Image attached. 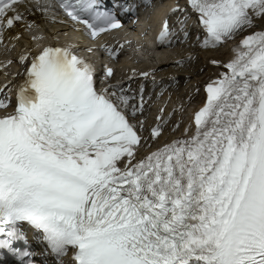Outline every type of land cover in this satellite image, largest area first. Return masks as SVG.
<instances>
[{
	"label": "snow or ice",
	"instance_id": "6c2138e0",
	"mask_svg": "<svg viewBox=\"0 0 264 264\" xmlns=\"http://www.w3.org/2000/svg\"><path fill=\"white\" fill-rule=\"evenodd\" d=\"M57 3L93 40L122 26L98 0ZM188 4L205 49L264 20V0ZM52 7V0H0V43L18 24L34 27L21 8L48 15ZM176 36L165 20L159 42ZM107 50L117 57L118 49ZM234 51L227 64L210 61L228 71L205 86L194 134L186 128L185 138L140 158L147 141L143 121L133 120L144 111L143 87L139 104L119 83L98 89L95 67L72 47L21 56L29 64L24 80L0 86V260L7 253L36 264L27 227L54 264H66L70 250V264H264V31ZM113 76L107 67L104 81ZM162 134L158 124L151 139Z\"/></svg>",
	"mask_w": 264,
	"mask_h": 264
},
{
	"label": "bare ground",
	"instance_id": "6f19581e",
	"mask_svg": "<svg viewBox=\"0 0 264 264\" xmlns=\"http://www.w3.org/2000/svg\"><path fill=\"white\" fill-rule=\"evenodd\" d=\"M137 1V0H136ZM176 3H179L178 0H175ZM148 4V1L144 0L141 2V5L146 6ZM21 11L24 12V15L27 18V21L29 23H33L34 27L31 29H28L25 27L23 24H18L17 27L12 30L11 32L7 33V39L8 43L6 46L1 47L0 46V58L2 57H9V56H16L18 51L20 49L26 51V53L31 55L33 52L36 50V43H35V38L38 39L39 43L41 45L46 46L47 43H60L66 40H72L68 34L69 31L72 28L78 29L79 25L70 21L68 17H66L63 13L59 11V9L53 5V7L50 10V14L46 15L43 12L36 11L34 8L31 9V11H26L24 8H21ZM194 23L193 18H189V22L186 23V25H189ZM196 29L191 30L188 32V39H190L189 35H192L195 33ZM205 34L204 31L200 30ZM256 31H264V20H257L256 21V26L252 29L246 30L244 33L241 35L237 36L234 40H230L226 45H224L225 48V53L222 54L219 51L211 50V49H205L201 50L204 59V68H206L209 73L206 76L199 77L197 72H193V75L190 76V78H197L199 80V84L201 82H205L209 79H214V78H219L222 73L228 71L222 66H216L213 65L210 61L215 59L217 61H220L221 65L229 63L232 59L235 58V49H237L240 46V41L247 35H250ZM19 36L20 38L17 40L14 37ZM140 38V37H138ZM198 39V38H197ZM144 43V41H143ZM177 47V46H176ZM79 48H82L79 46ZM162 56L160 59L162 62L157 65L156 67H152L150 65H145L143 68L144 70H149L150 75H155V76H161V75H166L168 76V82L169 84H173V82L177 79L178 81H185L186 79L189 78V75H186L185 73H179V69H177V65H180L182 62L185 60H188V57H192L194 54L193 52L197 49L194 50H184V51H179L178 49L175 50L174 48H171V46H168L163 49ZM199 50V49H198ZM149 50L146 49V47H140L138 49V52L140 53H148ZM131 61V59H129ZM177 61H181V63H177ZM198 70V69H197ZM177 74V75H175ZM141 78H134L133 80H140ZM17 79H10L11 83H15ZM145 81L147 80L150 82L151 80H148V78L144 79ZM160 80V79H159ZM165 80V79H164ZM173 80V81H172ZM168 84V85H169ZM201 86V84H200ZM167 97V96H166ZM174 104L169 103V101L165 100L164 98L159 99V101L156 103L155 109H158V113L165 110L164 112L166 114H175L179 110H183L186 112V120L185 122V127L183 130L178 132L177 134L169 132V136L166 137L164 136L162 138V141H160L159 145L157 146H144L142 148V154L138 157H143L147 155L149 152L154 151L155 149L162 147L166 143H171L173 140L180 139V138H185V129L188 128L189 131L187 133V136H191L195 132V125L190 117V115L195 114L200 108H202L206 102L205 97H202L200 100H198L195 104H191L190 106L187 104V101L189 99L184 98L183 101L178 102L177 98H173ZM186 100V102H185ZM173 101V100H171ZM170 104V108H166ZM187 105V106H186ZM194 106V107H193ZM187 108V109H185ZM186 110V111H185ZM2 114V113H0ZM169 116V115H167ZM173 116H176L173 115ZM155 118V117H154ZM158 120V119H154ZM176 120V119H175ZM155 123V127L158 125V123ZM163 122V121H162ZM165 123V121H164ZM163 123V124H164ZM191 126V127H190ZM168 131L172 130L170 127H167Z\"/></svg>",
	"mask_w": 264,
	"mask_h": 264
},
{
	"label": "rangeland",
	"instance_id": "374dc122",
	"mask_svg": "<svg viewBox=\"0 0 264 264\" xmlns=\"http://www.w3.org/2000/svg\"><path fill=\"white\" fill-rule=\"evenodd\" d=\"M189 37H190V39H186V40H183L182 42H178L177 47H175V50L178 49L179 51L197 49L193 52L194 55L191 57V59L185 60L180 65L176 66L177 69L180 70V71H178L179 73L180 72L183 74L185 73L186 75H189V78L186 79L184 82L178 81L176 79L173 82V84H169V82H168L169 80L167 79L168 76L161 75L160 81H158V83H157V86H159V88H157L158 89L157 91H159V94L161 96V98H157L158 101H159V99L164 98L165 100L169 101V103L174 104L175 100L173 98L176 97L178 99L177 100L178 102H181L184 100V98H186V99H189L187 101V104L190 106L191 104H195L198 100H200L203 97V96L199 97V96H201L200 95L201 90L199 88L201 86L198 82L200 79L196 81L197 78L193 79V78H190V76L193 75V72H197L199 74L198 75L199 77L206 76L209 73V71L206 68H204V64H203L204 59H203V56H201L203 50H205V48L203 49V47L201 46L202 42H203L202 40L204 39L205 35L201 32H198V33L193 34ZM197 37H199V39H196ZM201 50H202V52H201ZM211 50H215V51L217 50L222 54L225 53L224 46L219 47L217 49H211ZM175 75H177V74H175ZM148 83L150 85L151 81ZM171 100H173V101H171ZM185 102H186V100H185ZM166 108L167 109L170 108V104H168V106H166ZM185 109H187V108H185ZM151 111L152 112L158 111V109L153 110V109L147 108V112H150V115H148L146 112L147 116H144L141 119V121H143V132H144L143 137L147 141L146 146H148V145L157 146V145H159L160 141H162V138L164 136L168 137L170 135L169 132L177 134L178 132H180L181 130L184 129L185 122L183 121V119H181V118H183V116H181V114H178L179 112L182 111L184 113V115L186 116V112H184L183 110L176 112L175 113L176 116H173V115H175L174 113L172 115L166 114L164 112L165 110H162L159 112L162 115V116H160L161 119L157 120V121L154 120V119H156V118H154V115L158 112L152 113V117H151ZM167 115H169V116H167ZM155 121L158 124H163L164 121H166V123L163 124L162 136L158 140L154 141L151 139V130L155 127V123H154ZM150 122H151V124H150ZM149 124H150V126H149V131H148L147 125H149ZM177 124L179 125L178 128L176 127ZM167 127H170L172 130L168 131Z\"/></svg>",
	"mask_w": 264,
	"mask_h": 264
}]
</instances>
